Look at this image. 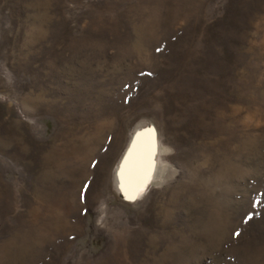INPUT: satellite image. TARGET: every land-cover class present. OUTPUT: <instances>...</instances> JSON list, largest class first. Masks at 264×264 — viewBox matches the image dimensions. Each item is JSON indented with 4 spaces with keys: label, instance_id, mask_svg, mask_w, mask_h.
Listing matches in <instances>:
<instances>
[{
    "label": "rangeland",
    "instance_id": "1",
    "mask_svg": "<svg viewBox=\"0 0 264 264\" xmlns=\"http://www.w3.org/2000/svg\"><path fill=\"white\" fill-rule=\"evenodd\" d=\"M145 129L166 181L129 203ZM0 264H264V0H0Z\"/></svg>",
    "mask_w": 264,
    "mask_h": 264
},
{
    "label": "bare ground",
    "instance_id": "2",
    "mask_svg": "<svg viewBox=\"0 0 264 264\" xmlns=\"http://www.w3.org/2000/svg\"><path fill=\"white\" fill-rule=\"evenodd\" d=\"M135 137H136V135H134L132 137V139L130 141V144H129L126 152H125V155H124L120 165L115 170V174H116L115 177H116L117 186H118V173L120 171L121 165L124 162V158L128 154V150L130 149V147L132 145V142L134 141ZM90 146L73 145V146L70 147V149L68 151H65L63 153H57L56 152L57 159L58 160L62 159V161L60 160L62 163H60L58 160H56V164H58L60 166V167L56 168L57 170H59V171H57V173L58 174L59 173L60 174L63 173L64 175H66L68 177V180L69 179H74V181H68L67 185H66L65 182L62 181V187H59V188L57 187V189H56V185L57 184H55V182L52 185H50V186H47V184H46L45 189L40 192V196H41V200L42 201L45 200V202L47 204H48V201H49L48 205H49V207L51 209H55L61 203L68 202V200L72 199V197L75 196V194L73 193V188H75L74 187L75 185L79 189H81L83 187V185L81 187V183L78 182V179L83 178L85 176L87 178V172L91 168L90 164H92V162L95 160V155H94V152H95L94 146L95 145L93 146V149H90ZM158 150H159V142H158V139L156 138V154H157ZM110 154H113V152H110ZM156 154H155V157H154V161H155L154 171L148 177L146 185L144 187L139 188V189L136 190L137 198L134 201L128 199L129 203H135L137 201L142 200L145 197V195L147 194V192L150 189V187L155 185V180L157 178H161L162 180L166 181L164 179V176H162L163 173L161 174L159 172L160 169L158 167V163H156L157 160L155 159L156 158ZM100 162H103V160H101ZM65 168H66V170H65ZM59 178L60 177L56 178L57 181H58V184L60 182ZM118 188H119V186H118ZM35 196H36V198L39 197V191L38 192L35 191ZM35 216L40 218V213H35ZM98 220H99V223H100L102 218L100 217ZM42 224H44V223H42ZM44 227H46V229L48 227H49V229H53L52 226L49 225V223H47ZM46 229H43L42 231L40 229L33 230V233L35 235L34 236H30L31 238L28 241H36L37 242V238L40 239V240L47 239L48 235H45V233H44V231ZM26 238H29V235ZM27 247H30V246L27 244Z\"/></svg>",
    "mask_w": 264,
    "mask_h": 264
},
{
    "label": "snow or ice",
    "instance_id": "3",
    "mask_svg": "<svg viewBox=\"0 0 264 264\" xmlns=\"http://www.w3.org/2000/svg\"><path fill=\"white\" fill-rule=\"evenodd\" d=\"M155 154L156 136L154 130L145 129L138 132L118 173L119 189L125 193L127 199L134 201L137 198L136 190L146 185L148 177L155 168ZM96 163L98 162H93V167L96 166ZM89 188V183L83 185L81 200L85 199V192ZM235 235H239V233L237 232Z\"/></svg>",
    "mask_w": 264,
    "mask_h": 264
}]
</instances>
